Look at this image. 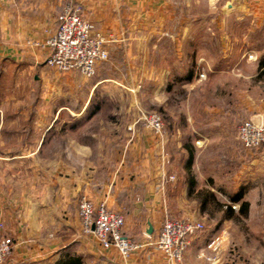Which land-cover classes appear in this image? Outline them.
I'll return each instance as SVG.
<instances>
[{"label":"crops","instance_id":"obj_1","mask_svg":"<svg viewBox=\"0 0 264 264\" xmlns=\"http://www.w3.org/2000/svg\"><path fill=\"white\" fill-rule=\"evenodd\" d=\"M67 1L0 0V76L2 85L8 86L5 97L0 100V219L5 224L3 232L14 241L6 264H166L163 252L154 242L165 217L178 213L174 204L179 194L194 190L189 180L184 186L185 179L178 176L181 170L175 176L173 173L174 169L181 168L180 160L176 162L175 157L187 151L181 139L178 145L172 146L168 144L169 135L166 143L164 135L152 130L138 129L133 134L124 128L113 130L108 118L117 112L106 114L107 123L102 124L103 127L91 129L96 115L85 114L91 97L79 112L68 115L62 110L42 114L11 107L25 101L23 98L15 102L11 95L19 87L21 75L46 64L47 51L31 47L27 42L47 38L49 31L57 26L58 14ZM75 1L82 5L83 15L99 29L119 38L111 46L112 56L118 55L120 49L126 50V42L130 43L128 52L135 41L154 37L160 42L163 37L161 33L153 36L140 30H143L141 26L147 28L162 23L158 19V8L167 4V0ZM187 1L190 4L195 0ZM224 2L225 7L264 17V0ZM175 19L178 24L192 23L191 19ZM136 27L139 32H134ZM170 37L176 42L184 38L181 34ZM180 57L183 54L180 53ZM161 65L158 63V70H164ZM103 83L97 78L92 92ZM108 101L115 103L111 98ZM177 134L181 138L180 130L175 132ZM116 137L122 138V143L113 142ZM259 149L252 148L250 152ZM194 163L193 160L190 172L196 183L200 180L194 176ZM164 174L167 175L165 181ZM170 176L177 180L170 182ZM262 194L254 187L236 195L239 199L235 200V196L233 200L238 206L242 201L249 203L247 224L241 227L235 220L226 218L220 221L218 229L205 226L191 238L185 254L187 262L241 264L238 255L245 250L240 240L244 233L249 234L250 251L264 249ZM83 196L96 204L106 202L111 210L123 214L125 231L140 248L124 258L116 248H103L94 234L84 233L78 211ZM196 201L192 198L187 206L180 205L185 211L181 216L204 222L214 212L203 205L205 198L201 207H195ZM234 209L231 212L237 213L238 208ZM223 232L228 236L221 248L216 252L208 249V242Z\"/></svg>","mask_w":264,"mask_h":264},{"label":"rangeland","instance_id":"obj_2","mask_svg":"<svg viewBox=\"0 0 264 264\" xmlns=\"http://www.w3.org/2000/svg\"><path fill=\"white\" fill-rule=\"evenodd\" d=\"M225 4L224 0H195L190 4L187 0H167L158 8L162 23L141 26L140 30L153 36L161 33L160 42L154 37L135 41L128 52L130 43L126 42V50H118L115 56L111 53L90 78L46 64L36 66L21 75L19 87L11 93L15 102L25 101L11 107L42 114L62 110L68 115L79 112L91 97L85 111L86 115H96L91 129L103 127L106 114L117 112L108 118L109 127L124 128L132 134L138 129L151 130L138 121L142 111L159 112L165 121L161 134L165 142L169 135L168 144L176 146L181 139L187 149L175 157L181 168L173 170L174 176L181 170L178 176L185 179V186L189 180L187 159L194 152V176L200 180L193 192L187 189L179 194L174 204L178 213L171 217L183 218L185 211L180 205L185 207L196 198L195 207H201L205 198L203 205L214 212L204 220L205 226L216 228L227 218L243 227L249 203L242 212L244 201L238 206L233 198L254 187L264 193V148L250 152L252 148H246L237 135L243 121L264 114V17ZM175 18L191 19L192 23L178 24ZM134 32H139V27ZM171 34L184 38L176 42ZM158 63L164 70H158ZM189 75L191 79H187ZM97 78L104 83L92 92ZM3 87L6 92L8 86L3 83ZM178 130L181 138L175 135ZM121 139L116 137L113 142L120 144ZM168 179L174 183L177 177ZM262 198L264 194L260 202ZM234 206L237 213L231 212ZM222 209L224 212L219 213ZM241 236L245 250L239 252V262L264 264V249L250 251L249 234Z\"/></svg>","mask_w":264,"mask_h":264},{"label":"built area","instance_id":"obj_3","mask_svg":"<svg viewBox=\"0 0 264 264\" xmlns=\"http://www.w3.org/2000/svg\"><path fill=\"white\" fill-rule=\"evenodd\" d=\"M57 21V26L49 31L46 39L29 40L27 44L47 51L48 66L61 72H77L87 78L93 77L99 64L110 58L111 46L119 38L112 32L97 28L93 21L83 15L82 5L75 0L65 3ZM260 118V123L256 122V117L249 118L238 128V139L246 148L264 146V114H260ZM138 121L157 134L161 135L165 130V121L159 112L142 111ZM166 178L164 174V181ZM169 178L173 179L174 176ZM78 211L82 231L94 234L103 248H116L124 258L140 248L141 245L125 231V216L111 210L106 202L96 204L83 196ZM4 228V221L0 219V264H6L14 245L12 237L3 232ZM204 229L205 223L201 220L167 215L154 243L163 252L166 264H189L185 254L191 238ZM227 236L226 232L214 236L207 248L218 251Z\"/></svg>","mask_w":264,"mask_h":264},{"label":"trees","instance_id":"obj_4","mask_svg":"<svg viewBox=\"0 0 264 264\" xmlns=\"http://www.w3.org/2000/svg\"><path fill=\"white\" fill-rule=\"evenodd\" d=\"M262 66L264 67V63H262ZM1 75V74H0ZM1 79H2V77L0 76V100H1V98H3V96H5V89H4V87H3V85H2V81H1ZM187 79H191V75H189L188 77H187ZM193 160H194V154H193V152H190L189 153V156H188V159H187V168L189 169L188 170V178H189V183H190V187L191 188H193L194 187V185H195V182H194V179H192V177H191V170H190V167H191V165H192V163H193ZM239 199V197H235V200H238ZM248 205V202H244L243 203V206H242V209H241V211L242 212H244L243 210H245L246 209V206Z\"/></svg>","mask_w":264,"mask_h":264},{"label":"water","instance_id":"obj_5","mask_svg":"<svg viewBox=\"0 0 264 264\" xmlns=\"http://www.w3.org/2000/svg\"><path fill=\"white\" fill-rule=\"evenodd\" d=\"M256 122H257V123H260V122H261L260 115L256 116ZM148 232L150 233L151 230H148Z\"/></svg>","mask_w":264,"mask_h":264}]
</instances>
